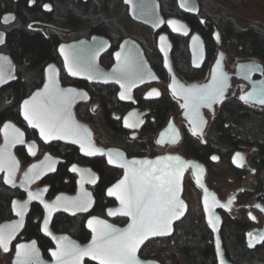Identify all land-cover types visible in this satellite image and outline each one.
Masks as SVG:
<instances>
[{
    "label": "flooded vegetation",
    "instance_id": "af4514ba",
    "mask_svg": "<svg viewBox=\"0 0 264 264\" xmlns=\"http://www.w3.org/2000/svg\"><path fill=\"white\" fill-rule=\"evenodd\" d=\"M195 2L196 10H192L189 0H157L158 11L163 20L162 23L154 29L151 25L133 18L129 12L130 5L125 0H0V10H2L0 11V30L5 33L4 42L0 44V51L9 53L7 50H5L7 30L9 28L11 29L15 25H18V22L20 20L25 21V26L27 28L39 31L43 33L45 37L49 36L50 34L56 35L58 39L55 47L56 58L54 60H49L42 65V80L32 89H30L26 95H28L34 88L39 87L44 82L46 66L50 62H54L58 69V77L61 85H71L75 86L76 88H81L85 91V97H79L76 101H74L73 112L75 117L80 122L86 123L90 127L95 143L103 147L120 148L126 153L127 156L153 157L164 153H179L186 158H194L184 154L183 149L181 148L183 145V138L185 136L190 135L192 137L199 138L202 141L210 139L212 135L211 122L223 102L233 100L237 103V105L247 108L250 111L248 118H244L242 115H240L238 117H231L229 121H223V126L229 124L230 133L232 135H235L237 139V144L229 154V161L233 166L234 173L229 175V179L235 180L233 188L228 189L227 193H223V195L220 196L219 193L213 187L209 186V184L205 180L207 186L209 188H212L220 199V204L217 210L221 216V226L219 229L221 247L224 256L228 260L233 262L225 254V249L223 247V241L221 236V227L226 217L231 219L237 218L245 220V223L242 227V231L240 232V234L242 235V245L248 251L254 252L253 255L256 253V251L261 249L262 245H264V115L258 118L259 114H264V104H260L252 100H248L246 102L240 99L243 93L247 91L253 85V83H255L256 86L259 85L258 87L260 88L261 86L264 87V60L255 55H230V53L225 48L222 35L216 26H212V31L210 32L211 42H209V50L211 54L206 60L208 52V49L206 47L207 40L206 36L203 35L201 32H204L203 26L207 22V18L209 17L208 12L210 10H207L205 8L203 0H195ZM45 5H47L48 7H45ZM5 13L10 14L3 15ZM118 13L127 15V18L131 22L132 26H136L135 28L139 29L140 36H136L135 34H132L130 32L126 33L123 30L122 25L116 22L114 18V15ZM5 17H12V19L5 23ZM171 21H175L177 23L171 24ZM196 21L198 22V24L196 23ZM199 26H201L202 28ZM193 32H197L200 35L204 45V59L200 66H194L191 63L189 39ZM92 34L102 35L109 40L108 49L105 50L99 57V62L101 65L108 68L113 63V51L118 48V45L123 40V38L130 37L136 40L142 47L147 60L149 61L151 67L154 69L155 73L157 74L158 80L150 83H145L136 87L133 90L134 101H123L117 97L118 86L113 83L103 84L69 76L64 69L62 59L57 52V46L60 42H67L81 37L88 38ZM161 34H164L169 42V60L171 63V67L175 75L185 83H190L194 81L200 82L206 80L210 66L213 60L215 59L216 54L218 53V51L223 52L224 69L231 74L230 83L224 97L219 103H216L212 106V110L207 107H204L202 109V113L206 117V122L202 130V135H199L197 133L194 134L191 129L190 123L186 120V118L181 115L183 110L182 100L176 97L168 87L170 81V72L163 62L161 49L159 48V36ZM12 59L14 62V69L11 73L9 81L13 78H16L19 72L17 62L13 57ZM205 60L207 61V64L206 66H203ZM248 60L255 61L258 65L253 64L247 66L245 70L240 69L238 70L239 75H236V64L240 61ZM202 66L204 68L201 76L191 75L192 71L190 73L189 69H200L202 68ZM27 73L28 70H23L21 72V75L24 76ZM9 81L5 83L0 88V90L4 88L9 83ZM102 89H106V92L114 93L117 100L123 102V105H121L120 108L112 107L109 111V117L117 121V124L119 126L118 128L113 129V125H111L109 122H104L101 118L100 109L102 102L98 94H103V91L105 90ZM153 90H155V92H153ZM157 92L159 93V95L155 94ZM162 94H165L173 102L174 108L167 113L166 118L161 125H159L153 130H150V128L147 127L146 122L148 120L154 119V115H152L151 102L152 100L160 98ZM261 95L262 93L260 92L257 93L255 97L259 98ZM21 120L23 122V125L18 124L14 120L12 121H14L23 129L25 140H35V147L32 153L27 150L24 144H16L14 146V152L18 156L21 166H25L31 161L39 159L46 151L62 158V160L57 163L53 171L45 173L42 177H40L37 181L33 183L32 187H39L47 184L48 189L45 193L46 198H50L60 191L73 193L76 190L77 185L75 180V174L73 172L68 171V167L72 163L89 166L97 174L96 183L98 182L99 172L94 167L87 163H78L77 161H71L67 164L66 169L68 173L73 175L74 189L72 191L59 190L57 192H54L53 194H49L50 184L44 181V179L46 175L55 172L58 164L64 161V157L62 156L63 151L61 150V148H66L68 150L69 148L73 147L76 149L78 154L83 157L89 159L93 157H102L105 164H108L106 163L104 156L82 155L79 151V147L71 142H67L61 139L50 140L46 143L43 142L37 136L36 130L28 126L22 118ZM169 121H171V123L176 128L177 140L173 142L164 138L163 143H158V134L162 128H165L168 125ZM3 122H1V124ZM92 124H95L97 128H99V131H97L96 127L94 128ZM129 124L133 126L128 127ZM26 128L31 130V136L27 135ZM247 130L250 131L251 134H247ZM104 137H108V139H104ZM168 137L169 135H166V138ZM136 146L138 147V149H136ZM18 148H22L30 157V160L28 162L25 163L21 161L17 153ZM128 150L131 152H129ZM133 150L138 153H134ZM235 152L240 153L243 159L236 156V158L232 160V155ZM213 157H216V159H213ZM209 160L211 162L218 161L219 154L215 152L210 153ZM202 163L205 165V179L208 169V163ZM108 166L114 167L111 165ZM114 168H116L119 173L113 181H111L105 186L103 193L107 202L101 207V209L99 208L100 211L96 210L95 207V183L92 185H87L90 188L94 197L92 207L85 212L79 211L74 214L65 213L70 216H77L83 222V226L88 232L87 237H85L84 239H80L76 238L67 231L59 232H67L71 236L76 238L78 241L84 242L87 241L90 237V231L85 226V221L90 215L101 216L117 224L125 223L127 218L123 215H115L112 217H109L107 215L106 208L115 206L117 204V201L113 196H108L106 194V188L111 183H113L121 175L122 172L120 168ZM187 174H191L189 168L186 169L183 175V180ZM191 178L194 182L192 174ZM0 181L1 183H3V181L1 180V176ZM4 185L13 189L15 191V194L11 196L9 200L10 214L7 217L1 219L0 222L5 219H10L14 216L10 206L12 198L16 197L23 199L26 196V191L21 189L19 186H8L6 184ZM194 186H196L200 191V200L201 190L195 184V182ZM229 201L231 202L229 203ZM33 203H36L41 209L38 229L39 233L48 239V244L45 246L40 244L36 236L27 237L25 233H23V227L27 215L30 212L31 205ZM42 215L43 208L41 204L37 201H31L29 204V210L23 222V227L10 242L8 251L4 252L0 248V264H11L12 258L14 256L15 243L21 240H27L31 238H35L38 247L41 249L42 255L46 258H49L47 251L49 248H53L54 244L50 240V238L44 235L40 230V221L42 219ZM52 220L50 225L53 229ZM204 220L206 222L207 227L209 228L205 216ZM211 233L214 244L213 232L211 231ZM171 242H173V239H171ZM231 251L236 253L235 249ZM215 257L217 264H219L216 256V250ZM87 261L90 260L85 259L84 264H86ZM159 261L161 262V264H163L161 260ZM233 263L236 264L235 262Z\"/></svg>",
    "mask_w": 264,
    "mask_h": 264
},
{
    "label": "water",
    "instance_id": "95a60500",
    "mask_svg": "<svg viewBox=\"0 0 264 264\" xmlns=\"http://www.w3.org/2000/svg\"><path fill=\"white\" fill-rule=\"evenodd\" d=\"M125 1L128 2L130 5L129 12L133 18L151 25L154 29L157 28L162 23L163 19L158 11L157 0H125ZM189 2L191 4L192 10H196L195 0H189ZM8 14L10 13H5L3 15H8ZM161 37H164L165 39L161 40ZM194 37H198V39L194 40L193 39ZM4 39H5V33L0 30V40H2L0 44L4 42ZM62 46L64 48V52H61ZM108 47H109V40L106 37L102 35H98V34H92L88 38L81 37V38L70 40L67 42H60L59 45L57 46V52L60 55L62 62H63L64 69L69 76L74 77V78H82L87 81L99 82L103 84L113 83L116 86H118L117 97L120 100L134 101L133 90L142 84L150 83V82L158 80L157 74L155 73L154 69L151 67L149 61L147 60L144 54L142 47L136 40L130 37L123 38V40L119 43L118 48L115 49L112 53L113 63L107 68L100 64L99 57L105 50L108 49ZM159 48L161 49L163 62L170 72V81H169L168 87L173 94H174L173 87L177 89V93L174 95L182 100V107H183V104L185 103V100L183 98V95L180 94V89L181 88L201 89L203 88V86L209 85L212 83V77H213L214 72L218 76L222 74L225 78V87H224L222 98L224 97L227 91V88L229 86V83H230L231 74L228 73L224 69L222 51H218V53L216 54V57L210 66L209 73H208L206 80H203L200 82L194 81L190 83H185L175 75L171 67V63L169 60V42L166 39L164 34H161L159 36ZM189 50H190V55H191V63L194 66H200L204 59V45H203V41L200 35L197 32H193L190 36ZM118 52L121 53L119 60L117 59V56H116V53ZM65 55L68 56L70 62H79L81 66V70L79 71L78 75L73 76L68 71V67L65 64ZM129 56H130L129 63L125 65L124 63L125 57H129ZM253 64L258 65L255 61H252V60L238 62L236 64L235 74L239 75L238 70L240 69L245 70L247 66H250ZM0 66L3 67V72H4L3 82H0V88H1L5 83L9 81L11 77V73L13 72V69H14V62L9 53L0 51ZM52 75L55 76L56 83L61 90H64V91H67L69 89L74 90L75 98L73 99L71 106L69 108L70 116H71V119L74 120L75 123L80 126L82 134H83V130H86L87 140L91 143V145H93L95 149L100 150L93 155L104 156L105 161L108 165L118 167L122 170L121 175L106 188V194L108 196H110L108 194V190L110 188H114V186L119 181L124 179L126 169L120 167L121 164L130 163L131 161H143V160L156 161L157 158L165 157V156H178L181 158V161L185 162L186 166L183 167V171L179 176L178 190H177V197L180 201L183 202V205H184V207L181 209L182 214L179 215L178 218H175L171 221V224H170L171 230L169 232H167L164 235L149 236L146 240L150 238L158 237V236L170 235L173 232L174 223L179 221L185 214L187 210V204H186L185 199L182 196L183 175L186 169L189 168V171L192 174L195 184L201 190L200 201L202 205V210H203L205 219L208 222L209 228L213 232V238H214V244H215V250H216V256H217L218 263L221 264V258H222L224 264H234L233 262L228 260L223 254L220 235H219V229L221 226V216L217 210L220 204V199L218 198L216 192L212 188H209L205 182V179H204L205 165L197 159L186 158L179 153H164V154L156 155L153 157L127 156L126 153L120 148L103 147L101 145L96 144L93 139L92 131L90 127L86 123L80 122L75 117L74 112H73L74 101H76L79 97H85L86 96L85 91L81 88H76L75 86L61 85L59 81V77H58V69L54 62H50L47 64L44 82L39 87L34 88L28 95L24 96L20 100V103H19L20 117L27 123L28 126L36 130L37 136L40 138V140L46 143L50 140L59 139V138L45 140L40 135V129L29 124L28 121L25 119L23 106H24L25 100H31V98L37 92H43L45 84L49 82V77ZM117 80H119L120 82L117 83ZM122 84L127 86V92H126L125 98H121V92L125 91V89L121 87ZM258 86H256L255 83H253V85L247 91H245L242 96H246L251 93L252 95L249 100L259 103L258 98H256L255 96L257 93H260V92L264 94V87L261 86L260 88ZM221 99H219L216 103H219ZM212 106L210 108L211 110H212ZM204 107H207V106H201L199 108V116L195 117V121H194L195 113L191 109H185L183 107V110L181 113V115L184 118H186V120L190 123L192 131L194 132V129H195V133L199 135H202V130L206 122V117L202 113V109ZM5 124H11L16 129H19V132L23 134L21 137L23 142L22 143H18V142L10 143L9 147L6 149V155L7 153H10L11 157L15 161V164L11 168V175H10V170L8 166H5L3 170H0L1 180L3 181L4 184L8 186H19L21 189L26 191V196L23 199L16 198V197L12 198L10 206H11V211L14 216L10 219H5L1 221L0 230H3L4 232H8L12 229L13 226L19 225L18 227H15L14 232H12V239H13L23 227V222L29 210L30 202L37 201L41 204L43 208V215L40 221V230L44 235L48 236L54 244L53 248L48 249L47 252H48L49 258H46L42 255L41 249L38 247L35 238L18 241L14 245V256L12 258L11 264H17V255H16L17 245H20V244L31 245L33 242H35V255L33 256L30 262L31 264H57L56 257H54L52 253L53 251H56L58 249L60 244L71 243L81 248H84V247H87L92 242L94 233L92 231V228L89 227V221L90 220L93 221V227H98L95 223V220H93V218H96V220L106 221L108 224L114 226L115 228L121 229V230L127 228L128 224L131 223L130 217L125 216L127 218L125 223L117 224L115 222L110 221L107 218H103L97 215H90L85 221V226L90 231V237L87 241L80 242L67 232H59V231L53 230L51 228L50 223L55 213L63 212L67 214H74L79 211L81 212L88 211L92 207L93 202H94V197H93V194L90 188L87 185H92L96 183L97 174L87 165H80L77 163H72L69 165L68 171L73 172L75 174V180H76V185H77L76 190L73 193L60 191L54 194L52 197L46 198L45 193H46V190L48 189L47 184L39 186V187H32V185L35 181H37L45 173L53 171L57 163L61 161L62 158L46 151L39 159L31 161L25 166H21L20 160L18 156L16 155V153L14 152V146L16 144H24L27 150L30 153H32L35 147V140H25L23 129L12 120H5L0 126V134H1L0 149H5V144H6L5 134H4ZM9 131L11 132V130ZM166 135H169V137L166 138ZM164 138L171 140V141L177 140L176 139L177 131H176L175 126L171 123V121H169L168 125L165 128H162L160 130L157 140L160 141L161 139H164ZM74 139H75L74 137H69V138H65L61 140L71 142L77 145L82 155L89 156L88 154H86L87 147L85 148V150L82 151L80 144L75 143ZM109 153L112 154L113 163L108 162ZM117 153H119L120 155L118 156ZM236 154L237 152H235L232 155V160L236 158L237 156ZM171 163L174 164L175 162H171ZM33 165H36L37 167L33 169L32 167ZM73 165H75L76 168L78 169L75 172L72 171ZM139 166L140 165H136V167H139ZM26 173H27V176L25 175ZM9 176L12 181L11 183L7 182V179H6ZM29 193L37 195L39 196V198L29 199ZM206 195L208 197V204L211 206V213L205 210V196ZM112 196L116 199L117 204L113 207L106 208L107 215L109 217L115 216V215L108 214L110 209L116 210L121 207L120 200L118 198L119 194L112 195ZM58 197L61 198L59 201L57 200ZM74 200L84 201L86 205V210H80L77 207H73L71 202ZM25 203L27 206L23 211V216H20L17 214L20 211L19 205L25 204ZM45 204L49 205L50 207L46 208ZM116 215H120V214L118 213ZM210 215L215 218V221H214L215 228H213V226L209 224ZM45 220H47L48 222L47 231L44 230ZM62 237L66 238V240L62 241L61 240ZM146 240H144L143 243ZM217 241H219V255L217 253ZM10 242L8 244V249H9ZM143 243H141L140 246ZM0 248L2 251H4L2 247ZM139 248H138V251H139ZM138 251H137V256L142 261H150V262H153V264H161V262L155 258L141 257L138 254ZM85 259H88L97 264H100L99 260L93 259L91 256H83L80 259L79 264H84Z\"/></svg>",
    "mask_w": 264,
    "mask_h": 264
},
{
    "label": "trees",
    "instance_id": "16d2710c",
    "mask_svg": "<svg viewBox=\"0 0 264 264\" xmlns=\"http://www.w3.org/2000/svg\"><path fill=\"white\" fill-rule=\"evenodd\" d=\"M215 8L216 10L208 12L209 17L203 26L204 32L200 31L206 36L207 40L206 60L211 54L209 42H211L210 32L212 26H216L220 31L225 48L230 55H255L264 60V25L252 21L246 26H240L222 7L216 5ZM196 23L198 24L197 21ZM57 41L56 35L50 34L45 37L43 33L27 28L24 20H20L18 25L7 30L5 50L17 62L19 72L16 78L10 80L0 90V124L5 119H12L23 125L18 113L19 101L42 80V65L56 58L55 47ZM206 60L203 66H206ZM203 66L200 69H189L190 73L192 71L191 75L201 76ZM23 70H28V73L24 76L21 75ZM102 90H105L103 94H98L102 102L101 118L104 122L113 125V127L111 126L113 129L118 128L117 121L109 117V111L112 107L120 108L123 102L117 100L114 93L106 92V89ZM151 105L154 119L148 120L146 125L150 130H153L164 122L167 113L174 108V104L165 94H162L160 98L152 100ZM249 113L250 111L247 108L237 105L233 100L223 102L211 122L212 135L210 139L202 141L190 135L183 138L181 148L184 154L208 163L205 180L220 196L223 195L225 188L235 184V180L229 179V175L234 174L233 166L229 161V154L237 144L235 135L230 133L229 124L223 126V121H229L231 117L240 115L248 118ZM262 115L264 114H259L258 118ZM26 133L28 136L32 134L28 128H26ZM247 134H251L250 131L247 130ZM136 149H138L137 146ZM61 150L63 151L64 161L58 164L55 172L46 175L44 179L50 184L49 194L59 190L72 191L74 189V178L72 174L68 173L67 164L71 161L87 163L99 172V180L95 185L94 193L96 196L95 207L96 210L100 211L101 207L107 202L103 193L104 188L117 177L118 170L106 165L102 157L90 159L83 157L73 147L68 150L61 148ZM133 152L136 151L133 150ZM213 152L219 154V160L216 162L209 160V154ZM17 153L22 162L26 163L30 160V157L22 148H18ZM197 190L199 191L194 186L192 178L185 176L183 180V197L187 202V210L183 218L175 223L174 231L170 236L154 237L146 240L139 249V254L142 257L156 258L166 264V249H169V253L172 254L173 251H177V255H180L187 264H217L212 233L204 220ZM186 191L189 192V199ZM14 194L13 189L5 186L0 181V220L10 214L9 200ZM192 199L194 200L192 201ZM40 215V207L33 203L27 215L23 233L27 237L36 236L40 244L45 246L48 244V239L41 235L38 229ZM244 223V219L226 217L224 220L221 227V236L225 254L236 264H264V245L254 255V252L248 251L242 245L240 232ZM52 227L57 231H67L80 239H84L88 234L83 222L77 216H70L62 212L54 214ZM171 239H173V242H171ZM233 249L236 250V253L231 251ZM86 264L97 263L87 261Z\"/></svg>",
    "mask_w": 264,
    "mask_h": 264
},
{
    "label": "snow or ice",
    "instance_id": "6c2138e0",
    "mask_svg": "<svg viewBox=\"0 0 264 264\" xmlns=\"http://www.w3.org/2000/svg\"><path fill=\"white\" fill-rule=\"evenodd\" d=\"M183 6V5H182ZM45 7H48L45 5ZM12 17H5L4 22L7 23ZM171 24L177 22L171 21ZM175 30V29H174ZM161 37V40H164ZM194 40L198 37H194ZM2 42V40H0ZM61 52H64L63 46ZM119 60L121 53H116ZM129 57H125L124 63H129ZM65 64L68 71L73 75H78L81 70L79 62H70L65 55ZM51 68V66H50ZM4 72L0 66V82H3ZM120 81L117 80V83ZM125 91L121 92V98H125L127 86L121 85ZM225 87L224 76L217 75L215 72L212 77V83L203 86L201 89H180V94L183 95L185 109H191L195 117L199 116V108L201 106H211L223 96ZM155 92V90H153ZM174 94L177 89L173 87ZM159 95V93H155ZM251 93L246 96H241L240 99L248 101ZM74 96V90H61L55 80V76L49 77V82L45 84L43 92H37L31 100L24 101V116L29 124L40 129V135L45 139H65L74 137V142L79 143L81 150L87 147L88 155H93L100 151L95 149L87 140L86 130L82 131L80 126L71 119L69 108ZM260 104H264V94L258 98ZM133 125L129 124L128 127ZM11 130V132L9 131ZM5 134V149H0V170L5 166L9 167L10 175L11 168L15 164L10 153L6 155V149L10 143H22V133L11 124L4 125ZM195 134V129H194ZM163 139L158 143H163ZM175 142V140L173 141ZM109 163H113L112 154L109 153ZM119 156L120 154L117 153ZM237 157L242 156L240 153ZM216 159V157H213ZM171 162H175L174 164ZM136 165H140L136 167ZM185 162L181 161L178 156L159 157L156 161L143 160L131 161L130 163L121 164L120 167L126 169L124 179L119 181L114 188L108 190L110 196L119 194L121 207L116 210H109V215L120 214L131 218V223L127 228L121 230L108 224L106 221L95 220L98 227H93V221H89V227L94 233L92 242L84 248L75 244L62 243L52 255L56 257L57 264H79L83 256H91L93 259L100 261V264H153L150 261H142L137 256V251L141 243L149 236L164 235L169 232L171 221L178 218L182 214L181 209L184 207L183 202L177 197L179 176L185 167ZM33 169L36 165L32 166ZM75 165L72 171H77ZM27 176V173L25 174ZM7 182L11 183L10 176ZM39 196L29 193V199H38ZM61 198H57L59 201ZM215 202V201H214ZM231 201H229L230 203ZM73 207L80 210H86L84 201L74 200L71 202ZM26 203L19 205L20 211L17 213L23 216V211L26 208ZM46 208L50 206L45 204ZM205 210L211 213V206L208 204V197L205 196ZM215 218L209 216V224L215 228ZM47 220H45V231H47ZM8 232L0 230V247L4 251H8V244L12 239V232L15 227ZM251 235V234H250ZM65 241L66 238H61ZM217 253L219 255V241H217ZM17 264H30L35 255V242L31 245H17ZM221 264H224L221 258Z\"/></svg>",
    "mask_w": 264,
    "mask_h": 264
},
{
    "label": "rangeland",
    "instance_id": "374dc122",
    "mask_svg": "<svg viewBox=\"0 0 264 264\" xmlns=\"http://www.w3.org/2000/svg\"><path fill=\"white\" fill-rule=\"evenodd\" d=\"M203 2L205 8L210 10V12L216 10V5L222 7L240 26H246L252 21L264 25V0H203ZM114 16L115 21L122 25L126 33L130 32L136 36H140L139 29L135 28L136 26H132L127 15L118 13ZM92 125L99 131V128H97L95 124ZM104 139H108V137H104ZM186 176L191 179V174H187ZM233 186L234 185L225 188L223 193H227L228 189H232ZM186 195L189 199V192L186 191ZM199 196L200 191H198V197ZM193 200L194 199H192V201ZM169 252V249H166V264H187L180 255H177V251H173V254Z\"/></svg>",
    "mask_w": 264,
    "mask_h": 264
}]
</instances>
